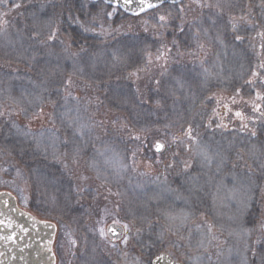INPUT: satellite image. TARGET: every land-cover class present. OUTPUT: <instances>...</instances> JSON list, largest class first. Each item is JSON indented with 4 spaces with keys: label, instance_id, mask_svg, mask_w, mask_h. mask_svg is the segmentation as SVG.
<instances>
[{
    "label": "rangeland",
    "instance_id": "374dc122",
    "mask_svg": "<svg viewBox=\"0 0 264 264\" xmlns=\"http://www.w3.org/2000/svg\"><path fill=\"white\" fill-rule=\"evenodd\" d=\"M35 1L31 8V0H0V64L10 68L0 70V191L15 190L22 208L57 224V264H153L162 253L183 264H222L233 248L243 251L245 264H264V174L251 172L264 165V132L255 140L225 141L200 133L203 123L195 118L205 95L240 89L264 58V0H193L190 17L164 8L169 39L207 57L166 71L150 111H134L133 96L112 86L116 110L134 111L137 132L152 137L131 143L100 136L83 104L46 83L62 76L97 83L116 69L135 72L152 45L139 38L97 50L84 41L85 51L76 54L64 35L77 37L105 9L86 0ZM224 52L226 74L217 64ZM39 113L48 118L42 129L3 121ZM192 120L198 140L171 156L159 133ZM159 141L165 153L155 151ZM204 148L211 150L208 167ZM242 154L251 156V168L239 164ZM222 208L228 219L239 209L231 225L238 234L220 223ZM184 211V221L174 224L173 215ZM111 223L127 226L126 243L109 240Z\"/></svg>",
    "mask_w": 264,
    "mask_h": 264
},
{
    "label": "trees",
    "instance_id": "16d2710c",
    "mask_svg": "<svg viewBox=\"0 0 264 264\" xmlns=\"http://www.w3.org/2000/svg\"><path fill=\"white\" fill-rule=\"evenodd\" d=\"M86 2L90 4L89 1L86 0ZM36 4L38 3L35 0L34 2L31 0V8L36 7ZM96 4L105 9V12L96 14L91 18V21L85 22L81 27L79 26L81 30H79L80 33L77 37L69 38L64 35V41L71 46L72 52L80 54L85 51L82 49V46L86 45L84 41L88 42V47L102 50L125 46L132 39L140 38L150 43L152 47L140 59L141 65L139 64L134 69L135 72H131L127 68L116 69L110 73L108 78L97 83L82 81L73 77L67 79L62 76L54 78V80H47V88L48 90L62 89L61 95H67L69 99L83 104L89 114L90 122L95 125L100 136L103 134L112 135L123 138L128 143L141 142L143 139L150 140L152 137H147L149 135L141 134L135 129L134 111H150L151 103L155 100L156 90L160 87L161 79L166 71L182 69L185 66L193 67L199 63V59L202 60L204 56L207 57L205 51H200L198 56L192 55L194 51L186 53L182 47L176 45L174 40L169 39L168 32L163 28L166 27L169 20V15L164 12V8H176L182 15L190 17L194 12L193 0H185L179 6H161L138 17H129L120 9L102 2ZM184 18L188 19L185 16ZM202 48L204 47L202 46ZM6 69L10 70L6 64H0L1 71ZM253 72L257 75L253 76ZM253 72L240 89L226 91L214 88L204 96L203 102L195 114V118H199L198 121L203 123L200 133L208 134L211 132L216 137H223L225 141L230 139L241 141L243 139L255 140L264 132V99L260 98L264 97V58L257 60ZM116 85L133 96L132 106L135 109L133 112L119 113L116 110V101L109 93L112 86ZM257 106H259L258 109ZM44 117L45 115L39 113L26 120L22 115L18 116L17 114L13 119L11 116H6L3 121H6V124L15 121L23 128L32 125L42 129L45 128V122L48 119L43 120ZM194 122L192 120L191 124L175 131L159 133L167 140L169 151L174 152V155L171 156H180L182 147L188 149L193 141L198 140L197 135H192ZM262 142L264 144V138ZM144 152L147 158L146 148ZM243 157L244 162L238 159L239 164L242 167L251 168V156L245 154ZM251 172H256V176L264 174V165L258 166ZM14 173L16 174V172ZM13 192L20 198L15 190Z\"/></svg>",
    "mask_w": 264,
    "mask_h": 264
},
{
    "label": "water",
    "instance_id": "95a60500",
    "mask_svg": "<svg viewBox=\"0 0 264 264\" xmlns=\"http://www.w3.org/2000/svg\"><path fill=\"white\" fill-rule=\"evenodd\" d=\"M92 3L104 2L119 8L128 16L137 17L163 5H179L184 0H89ZM157 143L163 145L156 150ZM155 144L157 153H163L165 145ZM58 227L53 222L42 221L19 206L18 198L9 191L0 192V264H57L54 252ZM112 241L124 239L125 229L118 223L108 227ZM160 259H157V258ZM153 264H183L169 254L162 253Z\"/></svg>",
    "mask_w": 264,
    "mask_h": 264
},
{
    "label": "bare ground",
    "instance_id": "6f19581e",
    "mask_svg": "<svg viewBox=\"0 0 264 264\" xmlns=\"http://www.w3.org/2000/svg\"><path fill=\"white\" fill-rule=\"evenodd\" d=\"M212 24H210V27L211 28H214V26H211ZM228 56H229V52H224V54H223V56L221 57V59H220V61H218V66L221 68V70L223 71V74H226V69H224V66H226L227 65V62H228ZM233 71V70H232ZM174 84V83H173ZM177 84V83H176ZM184 89H186V88H184ZM185 92H186V95L188 96V97H191V94H190V92L186 89V90H184ZM77 145L78 146H80V147H82V145H83V142H82V139H78V141H77ZM211 150L209 149V148H204V151H203V159H202V164L203 165H205V167H208L209 166V161H206V157H208V159H209V155H210V152ZM210 160V159H209ZM221 160V159H220ZM222 161V160H221ZM210 162H211V160H210ZM243 180H237V181H235L236 183H239V185H240V188L242 189V188H245L244 186H245V184H244V182H242ZM231 182H234V180L233 179H231ZM48 186H49V188H52L53 186H51L50 184H48ZM156 192H154V193H158L159 192V190L156 188V189H154ZM243 194H244V192H243ZM236 201H237V196L236 197H234V205H235V203H236ZM238 211H239V209H238ZM238 211H236V212H234L233 214H231L230 215V218L228 219L227 218V215H226V213H225V210H224V208H222V213L218 216V219H219V221H220V223L228 230V231H230V232H232V234H234V233H236V234H238L240 231L239 230H236V229H234L233 230V228H232V224H235V219H236V217H239V213H240V211L238 212ZM174 217L172 218L173 219V223L174 224H179V223H181L182 221H184V219L186 218V211H184V213H183V215L181 214V212H178L177 214H174L173 215ZM235 235V234H234ZM196 243L197 242H200V241H198V240H196L195 241ZM235 259H239V263L238 264H245V260H244V253H243V251L242 250H239V249H237V248H233L232 250H231V252L229 253V255L224 259V261H223V263L222 264H232V262L234 263V261H235Z\"/></svg>",
    "mask_w": 264,
    "mask_h": 264
},
{
    "label": "snow or ice",
    "instance_id": "6c2138e0",
    "mask_svg": "<svg viewBox=\"0 0 264 264\" xmlns=\"http://www.w3.org/2000/svg\"><path fill=\"white\" fill-rule=\"evenodd\" d=\"M131 2H132V0H125V3H126V4L131 3ZM14 7H19V4H15ZM161 19H163V18H161ZM50 38H51V37H50ZM237 39H240V37H237ZM256 75H257V73L253 72V76H256ZM257 95L259 96V93H258ZM260 98H261V99H264V97H260ZM258 108H259V106H257V109H258ZM237 115H240V114L237 113ZM162 147H163V145L157 143V145H156V150H157V151H160ZM125 227H127V226H125ZM126 242H127V238L125 237V243H126ZM157 259H160V258L158 257Z\"/></svg>",
    "mask_w": 264,
    "mask_h": 264
},
{
    "label": "flooded vegetation",
    "instance_id": "af4514ba",
    "mask_svg": "<svg viewBox=\"0 0 264 264\" xmlns=\"http://www.w3.org/2000/svg\"><path fill=\"white\" fill-rule=\"evenodd\" d=\"M125 231H126V229H125ZM108 236V235H107Z\"/></svg>",
    "mask_w": 264,
    "mask_h": 264
}]
</instances>
